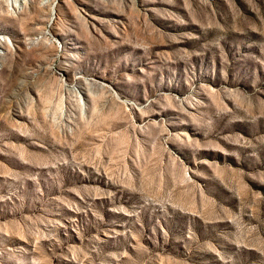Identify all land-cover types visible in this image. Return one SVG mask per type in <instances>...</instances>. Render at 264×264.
Here are the masks:
<instances>
[{
	"label": "rangeland",
	"instance_id": "374dc122",
	"mask_svg": "<svg viewBox=\"0 0 264 264\" xmlns=\"http://www.w3.org/2000/svg\"><path fill=\"white\" fill-rule=\"evenodd\" d=\"M0 264H264V0H0Z\"/></svg>",
	"mask_w": 264,
	"mask_h": 264
}]
</instances>
